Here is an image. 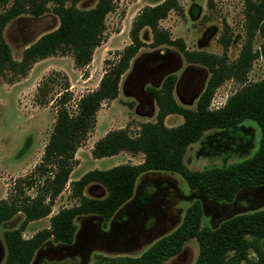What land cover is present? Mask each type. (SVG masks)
<instances>
[{"label":"rangeland","instance_id":"374dc122","mask_svg":"<svg viewBox=\"0 0 264 264\" xmlns=\"http://www.w3.org/2000/svg\"><path fill=\"white\" fill-rule=\"evenodd\" d=\"M162 1L115 0L113 11L105 17L103 42L93 51L92 60L86 67L76 68L71 56L58 55L34 63L23 77L14 76L9 71L0 72V200L16 196V186L22 189L25 197H35L47 176L35 168L41 163L51 135L56 117L55 100L63 91V85L65 82L68 85L70 99L66 107L73 113L77 101L97 88L105 70L104 61L115 60L130 43L129 31L137 14ZM179 3L182 13L170 12L160 21V27L172 39H182L190 51L221 56L223 49L218 39L226 24L230 37L227 60L235 61L246 40L244 0H214L211 9L207 8L206 0H179ZM95 4L96 0H80L73 6L78 10H89ZM10 5L0 4V13ZM53 7L49 3L43 15L21 14L5 25L2 36L13 61L19 62L28 46L58 27L59 20ZM139 37L145 46L122 75L116 99L101 105L93 129L74 154L75 163L68 182L54 200L51 213L28 223L22 233L24 239L48 228L50 217L60 209L78 204L71 197L70 183L83 174L142 161L141 154L124 152L117 157L93 159L91 150L94 143L110 131L126 129L130 136H135L141 124L154 122L157 108L146 94L148 87L159 88L163 79L173 74L176 77V102L194 109L209 77L207 70L200 65L187 64L175 48H151L152 37L148 28L142 29ZM261 43L262 39L255 34L252 50L258 51ZM263 77L264 57L259 56L252 62L246 83L258 82ZM43 83L47 85V93L40 98L37 93ZM240 87L232 80L226 81L216 90L210 108L222 107ZM178 120L179 124L183 122L181 116L172 115L166 122L167 127L176 126ZM259 139L260 129L251 120L229 129L209 130L197 143L189 146L185 166L192 171H202L241 162L256 152ZM86 188L89 196H93L91 198H103L104 189L99 185ZM195 200L202 205L200 226L213 229L233 216L264 209V186L244 188L230 203L213 202L200 192L191 191L181 176L151 171L137 179L133 197L111 220L104 222L94 215L76 217L72 243L64 245L49 239L35 252L30 264H92L97 256L137 258L158 239L174 231ZM23 218L24 215L19 213L0 225V264L6 257L3 232L18 228ZM197 255L196 241L189 240L177 256L163 264H194Z\"/></svg>","mask_w":264,"mask_h":264},{"label":"trees","instance_id":"16d2710c","mask_svg":"<svg viewBox=\"0 0 264 264\" xmlns=\"http://www.w3.org/2000/svg\"><path fill=\"white\" fill-rule=\"evenodd\" d=\"M80 0H0V4L11 5L0 13V72L9 71L14 76H25L31 66L53 56H71L76 68L89 65L93 51L104 39L105 17L113 11L115 0H96L89 10H78L73 6ZM51 3L58 17V27L44 34L28 46L19 62L11 59L2 32L7 23L21 14L39 17L47 12ZM71 4L67 6V4ZM208 9L214 0H206ZM170 12L181 14L179 0H163L160 4L143 8L134 18L130 31V43L115 60L104 61L105 70L95 90L83 95L70 113L66 103L70 99L68 85L55 100L56 117L48 143L44 147L41 163L35 168L47 174L35 197L23 195L16 186L17 195L10 200H0V225L16 214L24 218L18 228L6 230L2 238L6 257L3 264H30L35 252L49 239L69 245L74 239L78 216L94 215L108 222L134 195L137 178L147 172H169L182 177L191 191L200 192L207 200L230 203L244 188L264 186V77L255 83H246L252 62L264 57V0H244L246 40L237 59L227 60L230 37L228 26L218 39L223 54L217 56L204 51H190L182 39H172L160 27V21ZM151 33V48L161 46L175 48L187 64L204 67L209 77L199 94L194 109L180 106L173 91L176 77L167 75L159 88L148 87L146 94L154 101L157 113L154 122L143 123L135 136L126 129L110 131L96 141L91 150L93 159L116 156L119 153L141 154L143 160L137 165L122 164L108 170H93L70 183L71 197L78 204L60 209L49 219V227L24 239L22 233L28 223L47 217L54 200L63 191L72 171L74 154L93 129L96 114L105 102L118 95L122 75L128 70L131 60L145 46L139 37L142 29ZM258 34L262 43L258 51L252 50V40ZM241 85L224 105L211 109L210 104L216 90L226 81ZM47 85L38 89V97L44 98ZM168 115L181 116L183 122L168 128L164 120ZM246 120L254 121L260 129L259 145L249 158L222 168L202 171L188 169L183 157L187 148L197 143L209 130H224L240 125ZM48 168V169H46ZM96 184L106 196L88 198L83 190ZM29 186V185H28ZM202 205L195 200L185 211L181 224L168 235L161 237L137 258L97 256L92 264H163L177 256L183 245L195 240L198 255L194 264H264V209L233 216L211 229L201 227Z\"/></svg>","mask_w":264,"mask_h":264},{"label":"crops","instance_id":"0c3cea01","mask_svg":"<svg viewBox=\"0 0 264 264\" xmlns=\"http://www.w3.org/2000/svg\"><path fill=\"white\" fill-rule=\"evenodd\" d=\"M173 96H174V91H173ZM174 98H175V97H174ZM175 100H176V99H175ZM156 108H157V107H156ZM156 113H157V111H156ZM171 116H172V115H168V116L165 118V120H164V124H165L166 127H167L166 122H167V120H168ZM176 116H178V115H176ZM178 125H180V124H179V120H178V123H177L176 126H178ZM176 126H174V127H176ZM168 128H171V127H168ZM188 149H189V147L187 148V150H186V152H185V155H184V157H183V162H184V159H185V157H186V154H187ZM121 154H122V153H119L118 155H116V156H112V157H117V156H119V155H121ZM108 158H109V157H108ZM101 159H102V158H101ZM75 160H76V159H75ZM142 160H143V159H142ZM141 162H142V161H141ZM141 162H140V163H141ZM184 164H185V163H184ZM131 165H137V163H133V164L131 163ZM107 170H108V169H107ZM147 173H148V172H147ZM166 173H168V172H166ZM143 174H145V173H143ZM141 175H142V174H141ZM141 175H140V176H141ZM140 176H139V177H140ZM139 177H138V178H139ZM138 178H137V179H138ZM136 181H137V180H136ZM90 186H96V184H91ZM134 192H135V187H134ZM83 195L86 196V197H90V198L93 197V196H89V192L87 191V188L83 191ZM102 196H103V197L106 196V192H105V190H103V194H102ZM128 202H129V201H128ZM128 202H127V203H128ZM127 203H126V204H127ZM126 204H125V205H126ZM125 205H123L118 211H120L122 208H124ZM118 211H117V212H118ZM75 219H76V218H75Z\"/></svg>","mask_w":264,"mask_h":264}]
</instances>
